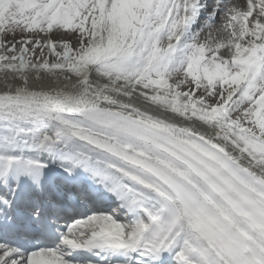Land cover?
I'll return each instance as SVG.
<instances>
[{"label":"snow or ice","instance_id":"obj_1","mask_svg":"<svg viewBox=\"0 0 264 264\" xmlns=\"http://www.w3.org/2000/svg\"><path fill=\"white\" fill-rule=\"evenodd\" d=\"M0 264H264V0H0Z\"/></svg>","mask_w":264,"mask_h":264}]
</instances>
